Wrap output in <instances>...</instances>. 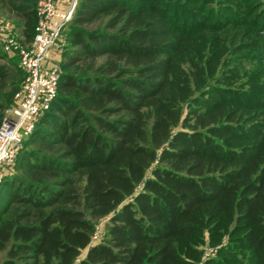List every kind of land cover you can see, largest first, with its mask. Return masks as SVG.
<instances>
[{
    "label": "trees",
    "instance_id": "1",
    "mask_svg": "<svg viewBox=\"0 0 264 264\" xmlns=\"http://www.w3.org/2000/svg\"><path fill=\"white\" fill-rule=\"evenodd\" d=\"M36 8L0 0L28 43ZM68 29L0 264H264V0H80ZM23 79L0 50V117Z\"/></svg>",
    "mask_w": 264,
    "mask_h": 264
},
{
    "label": "built area",
    "instance_id": "2",
    "mask_svg": "<svg viewBox=\"0 0 264 264\" xmlns=\"http://www.w3.org/2000/svg\"><path fill=\"white\" fill-rule=\"evenodd\" d=\"M77 6L78 0H37L35 35L28 47L21 49L24 79L0 124V169L19 154L24 139L32 135L57 99L62 70L60 65L49 66L47 60L51 50L64 47L63 32L73 20ZM11 28L9 24H0V34L6 37V53L19 48L10 37ZM3 177L0 174V184ZM96 233L92 244L99 242L94 243ZM211 254H215L212 249Z\"/></svg>",
    "mask_w": 264,
    "mask_h": 264
},
{
    "label": "rangeland",
    "instance_id": "3",
    "mask_svg": "<svg viewBox=\"0 0 264 264\" xmlns=\"http://www.w3.org/2000/svg\"><path fill=\"white\" fill-rule=\"evenodd\" d=\"M79 1L80 0H78V4H79ZM0 24H4V25L5 24H9L10 27H12L11 30H13V31H12L10 37H12L17 42V45L19 47L18 49H12L10 53H6V47H7V44L5 42L6 37H5V35H1L0 34V50L3 51L4 53H6L7 57L11 60V62H13L14 65L20 71L23 72V70L21 68V49L28 47L29 43L21 35V29L18 28V26L15 23L14 19H10L7 15H4V16L0 15ZM68 26L65 28V30L63 32V36H64L63 39H64L65 42H66V32L69 30ZM63 51H64V47L61 50H54V49L51 50V52L53 53V56H51V52H50L49 58L47 60V64H49V66L60 65V68L62 70V74L64 72L63 68L61 66V62H62V59H63L62 58ZM72 71L76 72L78 70L73 69ZM22 82H23V80H22ZM22 82H21V85H22ZM13 104H14V98H13L12 103L8 107L12 106ZM6 109H5V111H6ZM5 111H3L2 114H1L0 122L3 120V118L5 116ZM18 156H19V154L17 156H15L14 159L10 163L4 164L3 167L0 169V174H2L4 176L3 180L6 177H9V176L12 177V176H16L17 175V168L16 167H17ZM150 174H151V171L148 172L147 176H150ZM107 221H108V218H105V219H101L100 221H98L96 223V232L97 233H96V238L94 239V243L98 242L100 240V237H102V233H103V231L105 229V225H106ZM206 253L209 256H211L212 255L211 254V249L206 250ZM85 255H86V251H84L83 254L78 259L79 260L83 259L85 257Z\"/></svg>",
    "mask_w": 264,
    "mask_h": 264
},
{
    "label": "crops",
    "instance_id": "4",
    "mask_svg": "<svg viewBox=\"0 0 264 264\" xmlns=\"http://www.w3.org/2000/svg\"><path fill=\"white\" fill-rule=\"evenodd\" d=\"M51 56H53V53L51 52Z\"/></svg>",
    "mask_w": 264,
    "mask_h": 264
}]
</instances>
